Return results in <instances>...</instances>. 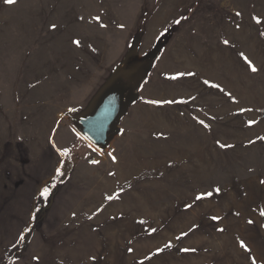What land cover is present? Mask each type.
I'll list each match as a JSON object with an SVG mask.
<instances>
[{
  "label": "rangeland",
  "instance_id": "1",
  "mask_svg": "<svg viewBox=\"0 0 264 264\" xmlns=\"http://www.w3.org/2000/svg\"><path fill=\"white\" fill-rule=\"evenodd\" d=\"M261 181L264 0H0V264H264Z\"/></svg>",
  "mask_w": 264,
  "mask_h": 264
},
{
  "label": "water",
  "instance_id": "2",
  "mask_svg": "<svg viewBox=\"0 0 264 264\" xmlns=\"http://www.w3.org/2000/svg\"><path fill=\"white\" fill-rule=\"evenodd\" d=\"M141 70V69H140ZM133 79L130 77L129 80ZM134 81H123L120 76L96 100L91 110L76 119L79 131L95 146H104L114 131L131 93Z\"/></svg>",
  "mask_w": 264,
  "mask_h": 264
},
{
  "label": "trees",
  "instance_id": "3",
  "mask_svg": "<svg viewBox=\"0 0 264 264\" xmlns=\"http://www.w3.org/2000/svg\"><path fill=\"white\" fill-rule=\"evenodd\" d=\"M152 61V57L149 56L147 57L144 61H142V63H136L134 61H127L125 63H123V65L121 66L119 73H120V77L123 81H134L133 87L131 88V92L133 93L136 88L138 87V85L141 82L142 79V72L144 71L143 69L146 68ZM141 69V70H140ZM130 77H132L133 79L129 80ZM98 147V146H97ZM70 159L68 158H63L62 161V165L69 168L72 166V163L69 162ZM72 161V160H70Z\"/></svg>",
  "mask_w": 264,
  "mask_h": 264
},
{
  "label": "snow or ice",
  "instance_id": "4",
  "mask_svg": "<svg viewBox=\"0 0 264 264\" xmlns=\"http://www.w3.org/2000/svg\"><path fill=\"white\" fill-rule=\"evenodd\" d=\"M15 2V0H5V3H8V4H12V3H14ZM237 15H240V13H237ZM97 19H99L98 17H97ZM257 19V23H259L260 21H259V19L258 18H256ZM177 23H179V21H177ZM101 26H103V25H101ZM53 28H55V25H53L52 26ZM224 42V44H228L229 42L227 41V40H224L223 41ZM74 43H76L77 45H79V41H74ZM242 56H243V54H241ZM244 59H245V61L249 64V66L251 67V70L253 71V72H255V71H257V69L254 67V66H252L251 65V61H248V59H247V57H244ZM173 79H175V77H173ZM204 83L205 84H208L209 82L208 81H204ZM213 87H219L218 85H212ZM230 95V94H229ZM173 101H165V103H172ZM150 103H159V102H157V101H150ZM199 123H201L205 128H208L209 127V125L208 124H205L204 123V121H199ZM221 147H224V145H221ZM66 151L67 150H64V151H62L61 152V155H64V154H66ZM114 159V158H113ZM93 163H96V161H92ZM60 172V170L59 169H57V173H59ZM262 183H264V181H261ZM217 191H219V189H217ZM48 192H49V190H48V188H44L43 190H42V192H41V195L42 196H47L48 195ZM211 193H209V195H210ZM109 200H111L113 197H111V196H109V197H107ZM202 197H200V196H197L196 197V199H201ZM261 215L262 216H264V211H262L261 212ZM214 219H215V217H214ZM249 223H252V221H249ZM222 231V230H221ZM20 239H23V235H21V237H20ZM240 246H241V248H244L246 251L248 250L247 248H246V245L243 243V241H241L240 242ZM165 247H171V245L169 244V245H165ZM158 251H163V249H158ZM253 264H255V261H253Z\"/></svg>",
  "mask_w": 264,
  "mask_h": 264
}]
</instances>
